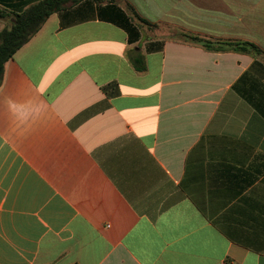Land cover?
Here are the masks:
<instances>
[{
    "label": "crops",
    "instance_id": "1",
    "mask_svg": "<svg viewBox=\"0 0 264 264\" xmlns=\"http://www.w3.org/2000/svg\"><path fill=\"white\" fill-rule=\"evenodd\" d=\"M127 5L156 26L134 45L96 12L52 14L4 66L0 264H264V0Z\"/></svg>",
    "mask_w": 264,
    "mask_h": 264
},
{
    "label": "trees",
    "instance_id": "2",
    "mask_svg": "<svg viewBox=\"0 0 264 264\" xmlns=\"http://www.w3.org/2000/svg\"><path fill=\"white\" fill-rule=\"evenodd\" d=\"M119 0H43L36 3L20 14H10L0 9V19L11 18L13 20L9 28L0 32V86L3 81L4 66L13 54L33 37L44 22L52 14H58L61 18V26H65L71 17L88 16L89 13H97L100 20L113 23L127 34V42L134 45L141 38V27L153 29L156 26L141 18L134 9L127 5V10L118 6ZM95 9V10H93ZM175 36L182 37L185 41L198 44L209 51L233 50L235 52L249 53L252 55L263 54L262 49L254 43L214 41L200 36L177 32ZM163 42L150 41L146 45V51L155 52L162 49ZM129 60L135 72L146 71L144 56L135 50ZM128 54V53H127ZM244 99L252 103L244 95Z\"/></svg>",
    "mask_w": 264,
    "mask_h": 264
},
{
    "label": "rangeland",
    "instance_id": "3",
    "mask_svg": "<svg viewBox=\"0 0 264 264\" xmlns=\"http://www.w3.org/2000/svg\"><path fill=\"white\" fill-rule=\"evenodd\" d=\"M134 11L138 14V12L136 10H134ZM53 17H56V15H53Z\"/></svg>",
    "mask_w": 264,
    "mask_h": 264
}]
</instances>
